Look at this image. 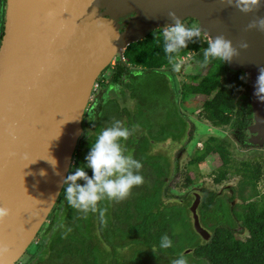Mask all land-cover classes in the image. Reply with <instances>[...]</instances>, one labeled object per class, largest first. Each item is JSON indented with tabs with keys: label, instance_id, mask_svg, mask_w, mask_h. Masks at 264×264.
<instances>
[{
	"label": "water",
	"instance_id": "obj_1",
	"mask_svg": "<svg viewBox=\"0 0 264 264\" xmlns=\"http://www.w3.org/2000/svg\"><path fill=\"white\" fill-rule=\"evenodd\" d=\"M170 11L181 21H196L208 39L223 34L237 47L240 55L226 65L247 77L246 133L264 143V103L254 95L264 67V33L245 31L255 16H264V7L245 15L220 0H7L0 48V206L12 215L0 225V244L9 249L0 264L19 261L57 201L100 73L114 57L123 60L129 45L171 24ZM241 41L247 50L238 48ZM193 197L194 230L208 240L196 214L200 197Z\"/></svg>",
	"mask_w": 264,
	"mask_h": 264
},
{
	"label": "trees",
	"instance_id": "obj_2",
	"mask_svg": "<svg viewBox=\"0 0 264 264\" xmlns=\"http://www.w3.org/2000/svg\"><path fill=\"white\" fill-rule=\"evenodd\" d=\"M188 20V23L194 21ZM161 34L156 36L148 34L142 40L129 45L124 53L126 62L146 67L163 64V62L158 63L157 59L165 57ZM207 42L201 34L196 43H189L178 56L195 53L194 61L204 65L203 50L207 47ZM205 66L217 69L214 74L203 76L195 85L185 87L182 95L187 93L202 97L201 110L207 121L215 128L229 127L234 136L243 139L251 120L250 99L248 102L238 100L244 92H248L247 77L242 71L231 70L226 63L219 60H214ZM213 153L217 154L222 162L219 173L214 178V182L218 184L227 177L231 160L226 147L217 137L208 139L205 151L198 160L202 161ZM263 172L264 167L259 162H244L241 163L240 168L235 167L233 174L241 176L237 190L242 202L240 210H236L237 204L234 206V195L220 196L210 191L204 192L198 213L202 228L209 233L208 240L201 237L200 240L199 235L191 229L190 216L186 218L191 200H187L186 196L179 202H165L168 199L167 195L161 194L162 187L158 189L155 185L153 188L155 180L152 179L153 184L149 186L150 188H146L152 190L151 192L141 189L137 193L140 203L139 209L137 204V217L133 226L116 230L117 238L118 235H123L122 237L126 239L124 246L128 243L132 250L125 262L168 264L171 260L172 264V261L182 254L188 264H264V199L259 203H246L247 199L256 196V186ZM248 188L251 191L246 195L245 190ZM232 191L234 193V189ZM162 196H165L164 200ZM184 222L189 223L190 227L186 229ZM180 228H183L184 235H181L180 232L183 230L180 231ZM245 232L248 236L244 240L236 238L237 235ZM164 235H168L173 241V246L168 249L160 247V239ZM117 241L114 239L111 244L114 249L121 246ZM73 242L84 248L80 250L81 254L75 255L74 264H93V261L98 264L99 259L103 263L107 262V252L98 254L97 258L92 257L90 250L94 246H90L93 244L91 240L79 238ZM142 248H145L146 252L138 253ZM102 258L105 260L103 261Z\"/></svg>",
	"mask_w": 264,
	"mask_h": 264
},
{
	"label": "rangeland",
	"instance_id": "obj_3",
	"mask_svg": "<svg viewBox=\"0 0 264 264\" xmlns=\"http://www.w3.org/2000/svg\"><path fill=\"white\" fill-rule=\"evenodd\" d=\"M187 20L183 21L186 26L190 23V26L198 27L196 21L188 23L189 20ZM163 31L164 27L149 34L156 36V34H160ZM203 37L208 41V38L205 35H203ZM195 55V53H189L187 56H177L176 62L181 64V70L179 72L173 70L172 65L168 63L166 56L157 58L159 61L158 63L163 62V64L151 66V68L155 69V71L165 70L167 67L170 68L167 70L171 79L167 76L166 78H163L160 74L150 71L149 69L147 70L146 68H143L144 71L142 73H134L133 77H131L132 88L136 98V107L139 108L138 117L141 116L142 119L140 120V123L134 124L132 127L133 131L131 138L134 140L129 141V143H131L136 150V160L143 165L139 174L146 173L148 177L153 179V181L155 180L153 188L155 185L158 189L166 187V183L161 182V180L168 174L167 171L171 167H167V160L169 164L172 163V160H178L180 162V173L178 175H170L169 187L173 189L170 190L168 196L165 195L168 198V201L179 202L182 198L185 199L186 195L190 197L191 192H197L198 190L197 193H201L202 188H206L214 192L221 191V194H224V196H230L231 194L234 195V206L238 204L239 207L237 205L236 210H240V204L242 202L238 197L237 190L241 182V176L233 174L234 169L235 167L240 168L241 163L244 162H259L264 167V143H253L248 138L246 130L244 132V138L241 139V137L234 136L229 127L215 128L203 115L201 110L203 98L200 96L189 95L187 93L182 95L185 87L195 85L203 76L214 74L217 69L216 67H208L194 61ZM148 67L149 66L147 65V68ZM105 70L106 69H104L103 72ZM249 99V93L244 92L238 101L241 102L245 100L248 102ZM110 110H113V108ZM157 114H161L160 121L157 118H152V116L155 117ZM140 131L142 136L140 135ZM219 132L222 134L219 135ZM189 133L190 139L185 142L184 136H187V134L189 135ZM208 137H217L220 140L225 141L224 143L227 146L231 160L227 177L218 184L213 182V178L218 175V171L221 167V161L218 155L215 153L210 154L199 162L195 158L204 151V143ZM94 141L95 140H93V142ZM196 141L197 145L196 148H194ZM179 145L182 149L184 146L188 147V149H190L189 154H183L176 157L175 154L178 153L176 148ZM89 150L90 145L88 149L83 150L84 157L88 154ZM130 151L134 154L132 149H130ZM84 163L85 159L83 158V164ZM88 170L92 175L91 170ZM145 182L146 180H144L141 187H138L139 191L150 186ZM232 189H234V193ZM171 191H174L175 194H172ZM250 191L251 189H246L245 194L248 195ZM256 191V196L247 199L246 203H259L260 200L264 199V172L257 183ZM161 194H163L162 190ZM165 196H162V200H164ZM189 197L187 200L190 199ZM139 203L140 202L138 201V209ZM188 217L189 214L187 212L186 218L188 219ZM88 222L89 221H87L82 228L74 224L76 227L75 230L76 233H80V237L83 239H95L92 241L94 247L90 250V254L93 255L92 257L97 258L98 254L100 255L97 248L99 240L96 238V233L94 231L91 232L88 227ZM183 225L186 229L190 227L187 222H184ZM192 227L193 224L191 223V229H194V227ZM182 230L183 228H180V231ZM183 232L184 230L180 232L182 233L181 235L185 234V232ZM62 236L63 241L60 242V237ZM75 236L74 234H63L56 240H53V243L60 242V244H62L63 242H71L77 239ZM122 236L123 235H118L119 238H116V241L118 240L117 244H121L120 249L112 254L113 259L117 258L115 261L118 264L125 263V260L129 257L130 253H132L128 243L124 246L126 239ZM247 236L248 234L245 232L237 235L236 238L244 240ZM119 239H121L120 242ZM33 247L35 246L31 244L27 250H30ZM102 249L107 251L105 244L102 245ZM72 250L73 249L69 247V245H66L64 248H58L60 253ZM141 251L146 252V249L142 248L140 251L138 250V253H141ZM60 253H58V255H60ZM121 256H123V258ZM102 260L104 261L105 259L102 258ZM56 264H58L57 261ZM168 264H171V260Z\"/></svg>",
	"mask_w": 264,
	"mask_h": 264
},
{
	"label": "flooded vegetation",
	"instance_id": "obj_4",
	"mask_svg": "<svg viewBox=\"0 0 264 264\" xmlns=\"http://www.w3.org/2000/svg\"><path fill=\"white\" fill-rule=\"evenodd\" d=\"M6 7H7V0H0V48L2 45V41L5 35V26H6ZM126 50V49H125ZM124 50V53H125ZM124 55V54H123ZM143 68L149 69L150 71H154L155 73L160 74L163 78L166 76L171 79L169 76L168 70L170 69L167 67L165 70H156L151 67L146 66H136L128 64L124 57V63L121 60H118L116 57L109 63V65L105 68L106 70L100 73L96 82L98 83L97 90L93 93L92 99L89 102L82 119V133L77 141V145L75 148V154L73 156L72 165L69 170V173L73 171L74 168L80 167L83 164V150L88 149L89 145L96 139V136L99 132L111 126L113 121H120L123 126L128 127L131 131V135L126 141H121L123 145V149L125 150L126 155H131L134 159L136 158V150L134 146H132L129 141H133L134 139L131 138L132 136V127L134 124L140 123L142 119L141 116L138 117V110L139 108L136 107V98L134 96V90L132 88V81L131 77H133L134 73H142L144 71ZM113 108V110H110ZM161 114H157V116L152 118H157L160 121ZM147 133V132H146ZM222 134L219 132V135ZM140 135L141 131H140ZM185 142L188 141L190 138V133L187 136L185 135ZM208 137L204 143V151L206 143L208 142ZM221 143L226 147L225 141L220 140ZM197 141L195 142L194 148H196ZM179 145L176 148L178 152L175 154L176 157L180 155H187L189 154L190 149L184 146V148H180ZM134 151V154L130 151ZM204 151L196 156V160L199 162L198 159L201 158V155ZM228 151V149H227ZM229 153V152H228ZM174 156V157H175ZM166 157V156H165ZM173 157V158H174ZM175 157V159H176ZM167 158V157H166ZM230 159V157H229ZM86 163V161H85ZM167 167L171 166L168 171L167 175L162 178V182L166 183V187L162 189L163 195L170 194V190L173 188L169 187V179L171 174H179L180 173V162L178 160H172V163L169 164L167 160ZM222 165V162H221ZM89 176H91L89 170L87 171ZM68 173V174H69ZM144 180H146L147 185L153 184L152 178L148 177L146 173H141ZM215 178V177H214ZM213 178V182H214ZM83 184V181L80 182ZM215 183V182H214ZM143 185V184H142ZM135 187L131 194L123 201L115 202L110 200H102L99 203V208L103 210V216L99 214V212L93 214L89 213L87 217H85L82 213L78 212L77 210L73 209L71 206L68 205L66 200L63 196L64 188H62L57 201L55 202L51 212L49 213L46 222L42 225L40 230L38 231L34 242L32 243L33 247L30 250H27L25 254L19 259L16 264H74V257L75 255L81 254L80 250H83V246H79L75 244L73 241L71 242H60L63 241V236L60 237V242H54L60 235L63 234H74L77 239L81 238L79 235L80 233H76L77 224L78 227L82 228L84 224L89 221V228L91 232L96 233V238L99 240L98 244V251L102 254L103 252L108 253L107 262H101L100 259L97 261L98 264H118L116 263V259L112 258V254L117 252L118 249H114L111 245L116 240V230L121 227H132L135 218L137 217V202H138V191L141 187ZM201 189V187H200ZM145 192H151L152 190H146ZM210 191L216 195H224L221 194V191L214 192L210 189L202 188L201 193L191 192L190 197L186 195V198H190L191 202L188 206V214L191 218V223L193 224L192 214H190V206L194 201V194H198L200 197V203L202 200V196L204 192ZM172 194H175L174 191H171ZM189 194V193H187ZM168 201L165 200V202ZM199 203V204H200ZM232 206V203H229ZM238 205V204H237ZM199 224L201 226V221L199 218L198 208L196 211ZM75 224V225H74ZM202 227V226H201ZM40 234V235H39ZM90 240V239H89ZM95 240L94 238L91 241ZM87 242V241H86ZM89 242V241H88ZM105 244L107 247V251L102 249V245ZM62 245V246H60ZM66 245L71 247L72 251H65L64 253H60L58 248H64ZM76 246V247H75ZM91 247L94 245L91 244ZM60 253V255H58ZM131 254V253H130ZM65 260V262H64ZM83 264V263H82ZM93 264L95 262L93 261ZM123 264H131L123 263Z\"/></svg>",
	"mask_w": 264,
	"mask_h": 264
},
{
	"label": "clouds",
	"instance_id": "obj_5",
	"mask_svg": "<svg viewBox=\"0 0 264 264\" xmlns=\"http://www.w3.org/2000/svg\"><path fill=\"white\" fill-rule=\"evenodd\" d=\"M220 3L245 15L259 12L261 7H264L262 0H220ZM168 18L171 24L166 25L161 34L163 52L173 70L179 72L181 64L176 62L177 56L189 43L197 42L201 37L202 29L186 26L175 12L170 11ZM253 30L264 33V16H255L248 23L245 31ZM238 48L247 50L249 44L241 41ZM239 55L240 52L233 46V42L220 34L208 39L207 47L203 50L202 63L207 65L214 60H219L225 64ZM258 73L254 95L264 103V67H260ZM130 135V129L118 120L99 132L95 141L90 144V150L85 157L86 163L74 168L62 181L63 196L69 206L85 217L89 213L97 212L103 216V210L99 208L102 200L123 201L135 187L143 184L144 178L139 174L143 167L142 163L131 155H126L121 144V141H126ZM53 161L51 165L55 167L57 162L54 159ZM87 169L91 170V176L88 175ZM45 174L41 172V175ZM81 181L83 184L80 183ZM11 215V209L0 206V225L7 222ZM172 246L173 241L168 235L161 237V248L168 249ZM8 251L6 245L0 244V256H4ZM172 264H188V262L181 254L179 258L172 261Z\"/></svg>",
	"mask_w": 264,
	"mask_h": 264
},
{
	"label": "built area",
	"instance_id": "obj_6",
	"mask_svg": "<svg viewBox=\"0 0 264 264\" xmlns=\"http://www.w3.org/2000/svg\"><path fill=\"white\" fill-rule=\"evenodd\" d=\"M123 54H124V51H123ZM123 54L121 56V59H123V60H121L122 62L124 61V55ZM97 88H98V83L95 81L93 84V88H92L93 93L97 90Z\"/></svg>",
	"mask_w": 264,
	"mask_h": 264
}]
</instances>
